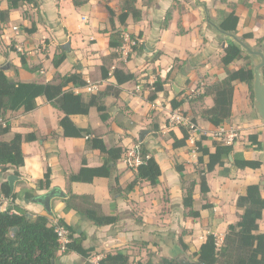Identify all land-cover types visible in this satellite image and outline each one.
I'll list each match as a JSON object with an SVG mask.
<instances>
[{"label":"crops","instance_id":"obj_1","mask_svg":"<svg viewBox=\"0 0 264 264\" xmlns=\"http://www.w3.org/2000/svg\"><path fill=\"white\" fill-rule=\"evenodd\" d=\"M105 2L89 0L74 6L71 0H39L38 6L24 4L11 9L6 21L0 22V67L10 78L46 83L57 74L80 73L86 84L69 85L68 89L81 94L85 101L90 94L104 92L99 102L104 104L107 114L102 120L100 111L91 106L86 114L70 115L75 126L88 128L89 132L82 137H69L63 135L59 124L64 112L43 96L37 98V106L31 111H6L3 115L6 125L0 127V140L10 141L15 133L24 136L31 132L35 133L36 139L21 143L24 164L18 168L19 175H15L12 169L0 171V184L10 174L16 176L11 189L16 193L15 199L12 201L5 195L8 199L0 200V210L11 207L15 212L21 208L31 216L47 214L52 222L63 219L76 232L84 233L83 245L90 249L93 260L108 251L121 249L128 253L131 261L140 250L143 226L138 215L143 216L146 225L150 218L168 216L180 218V224L185 228L194 224L192 217L183 219V215L190 217V208L182 204L189 176L197 182L193 188V209L199 210V217L208 215L210 210L214 211V217L224 216L227 207L224 202L227 200L231 202V209L236 211L235 200L245 192L246 186L261 184L263 162L256 169H240L232 165V155H229L223 166H215L205 173L209 191L201 194L195 173L196 145L187 138L186 145L173 147V136L181 138L182 127L168 124L169 112L180 109L188 114L199 127L195 140L203 136L202 145L210 151H214L215 142L222 141L234 131L237 134L232 144L235 156L260 161L264 153V122L254 115L252 104H249L248 85L240 81L233 82L230 118L219 126H214L206 118L204 111L214 102L210 86L226 76V68L220 63L226 42H219L216 31L206 28L204 9L195 0H137L135 6L141 17L134 20L129 16L122 27L123 35L132 36L136 44L129 46L124 40L118 49L108 46L111 26ZM107 2L116 14L120 12L121 0ZM220 2L214 8L221 16L231 10L238 16L236 35L250 34L245 38L249 44L264 46V0ZM27 5L31 7L29 12L26 11ZM7 6L5 0L0 2V10ZM114 25L121 28L116 17ZM63 39L70 46L64 61L55 68L52 58L59 53V48L65 50ZM19 53L25 55L24 66ZM244 65L246 62L239 58L227 69L235 70ZM115 69L132 74V78L117 84L113 74ZM157 81L161 83V89L152 100L148 99ZM88 86L96 88L87 91ZM200 86L203 87L200 94L186 98L192 89ZM5 127L6 131H2ZM221 128L225 132L220 139L216 134ZM142 132L145 134L140 139ZM249 134H257L259 146L251 143ZM93 136L100 137L108 148L118 146L124 150L143 142L160 166L158 183L150 185L142 180L131 191H126L134 172L127 167L122 155L110 163L111 177H94L91 182L70 181L69 176L80 167L101 166L106 159L105 153L87 145ZM177 165L183 167V178L176 170ZM47 168L50 169V187L34 190ZM114 177L120 187L110 193V185L115 184ZM26 190H34L37 195L26 201ZM50 190L54 192L50 196V211H47L37 200ZM71 194L91 196L99 205L100 213L116 216L117 220L104 226L93 224L78 213V207L84 205L80 200L72 201L66 210V200ZM200 196L203 198L201 203ZM203 202L213 206L200 209ZM175 204L176 208L170 207ZM229 223L224 224V229ZM63 257L77 260L80 256L72 252Z\"/></svg>","mask_w":264,"mask_h":264},{"label":"trees","instance_id":"obj_2","mask_svg":"<svg viewBox=\"0 0 264 264\" xmlns=\"http://www.w3.org/2000/svg\"><path fill=\"white\" fill-rule=\"evenodd\" d=\"M2 0H0L1 2ZM7 8L0 10V22L6 21L9 11L16 9L24 4L39 5V0H5ZM74 6H80L89 0H71ZM121 9L118 14L115 10L105 2V8L109 13L108 21L111 26L108 46L113 49L120 48L125 40L122 33V27L126 20L131 16L134 20L141 17V12L136 8L137 0H121ZM169 15V12L167 13ZM117 18L120 27H115L114 18ZM218 25L226 31L236 33L238 16L231 10L226 13L217 22ZM250 36L243 35L245 39ZM135 41L132 36H128ZM260 42V41H259ZM134 44V45H135ZM224 54L220 59V63L226 68V76L214 82L210 87L213 93V105L204 111L206 118L214 126H219L231 116L233 82L240 81L248 85L250 96L252 93L253 72L249 64L241 66L235 70H228L227 66L242 56L250 58L244 54L239 46L230 41L223 48ZM20 62L25 65V55L19 54ZM66 58L64 51L56 54L52 58V64L57 68ZM117 84H121L132 78V74H125L121 70L113 71ZM264 75V67H263ZM105 76V74H102ZM86 81L82 75L77 72L60 75L57 74L52 81L46 83H37L30 81H15L10 78L0 67V117L6 111H15L22 109L23 111H31L36 108V100L39 97H45L46 100L55 105L64 112V116L60 119L59 124L62 128L64 136L82 137L89 132L88 128H80L73 124L69 116L72 114H86L91 106H95L100 111V118L105 120L107 114L104 112L105 106L99 102V98L104 92L90 94L87 101L79 93L68 89L69 85L83 86ZM161 89V83L155 82L154 88L148 95V99H153L157 91ZM108 90V89H106ZM175 107V105H174ZM1 127V126H0ZM7 127L2 128L6 131ZM181 138L173 136V147L186 145L188 133L182 127ZM257 134H249L248 139L253 144L260 145L256 139ZM36 139L35 133H27L24 136L15 133L10 141L0 140V171L6 172L12 169L15 175H19L18 168L24 164V156L21 149L22 141H32ZM203 136L195 140L197 151V164L195 173L198 178L200 193L205 195L209 191L205 173L212 171L215 166H223L229 155H232V165L236 168L243 169L250 167L259 168L262 165L260 160L245 159L235 156L233 153V145L227 144L223 140L215 142L214 151H210L202 145ZM140 146L143 163L140 164L134 172L133 179L126 185L125 190L131 191L139 181H147L150 185H156L161 174L160 166L156 159L149 154L148 149L143 142H137ZM90 148L99 149L106 154V159L101 166L88 167L82 166L75 173L69 176L70 181L91 182L94 177H111L112 166L110 163L116 162L124 153V149L118 146L106 147L102 139L93 136L87 141ZM202 165L201 168H198ZM176 170L183 178V167L176 166ZM115 184L110 185V193L120 187L116 177L113 178ZM197 182L191 179L185 188L182 204L186 208H190L188 216L198 218L199 210L193 209V188ZM260 183L248 184L243 194H239L235 200V208L238 213V219L229 223L224 231L221 243H217L216 236L208 233L204 236L203 241L199 244L197 250L193 252L196 260L204 264H264V232L259 228V221L263 217L264 211V192ZM1 191L4 195L14 200L16 193L11 191L8 180H4L1 184ZM50 187V169L44 173V177L37 181L34 190L48 189ZM34 190H26L24 199L31 201L37 194ZM12 200V201H13ZM80 200L82 204L77 209L86 219L97 226L113 224L116 216L105 215L98 211L99 205L92 201L89 195L71 194L66 200L65 209L68 210L72 201ZM77 206V205H76ZM211 203L203 202L200 209L211 208ZM66 229L67 242L64 248H61L59 238L55 232L54 222L50 221L49 215L40 214L31 216L26 210L19 208L15 212L11 211V207L0 210V264H56L59 255H67L72 252L77 253L80 257L86 259L85 264H94L89 261L91 256L90 249L84 247L83 241L85 235L83 232H76L71 225L64 222L63 219L56 221ZM183 251L188 249V245L180 239ZM97 264H129V255L125 250L117 249L108 251L103 254L97 261ZM146 264H180L179 255L161 256L160 262L148 261Z\"/></svg>","mask_w":264,"mask_h":264},{"label":"rangeland","instance_id":"obj_3","mask_svg":"<svg viewBox=\"0 0 264 264\" xmlns=\"http://www.w3.org/2000/svg\"><path fill=\"white\" fill-rule=\"evenodd\" d=\"M104 2L107 0H103ZM110 1V0H108ZM201 2L206 3L208 8V14L211 20L218 22L221 19V15L219 14L218 10L215 9L216 3H221L220 0H200ZM227 1V0H226ZM31 7L27 5L26 11L29 12ZM204 23L206 25V28L214 30L204 19ZM216 37L219 40V42H230V40L220 36L216 32ZM65 42L66 48H59V53L64 51H68V47L70 46L69 42H66V39L62 40ZM20 54V53H19ZM243 62H246L249 64L251 62L250 58L241 57ZM75 64V63H74ZM79 64V62H77ZM68 68V67H67ZM253 98L250 96L249 91V104L251 106ZM264 122V121H263ZM263 131H264V125H263ZM137 139L135 140V142ZM202 165H199L198 168H201ZM264 167V165H263ZM261 168V184H262V190L264 192V168ZM196 172V171H195ZM192 177L189 176V179H187V182L191 181ZM200 203L202 202L203 198L200 196ZM225 205H227L226 209H224L225 215L224 216H218L214 217V211L210 210V213L208 215L198 217V218H192L194 220V224L189 225V227H183L180 224V218H171V217H159V218H150V221H148L147 225L144 224L146 221H143V216L138 215L140 224L143 226L142 232L139 238L140 242V250L137 252V254L134 255L133 260H129V264H146V262H160L161 256H174L180 254H185L189 258L196 260V257L193 255V252L197 250L200 242L204 239V236L208 233H213L216 236V239L218 243L222 241V237L224 234V227L225 223L227 222H234L238 219V212L239 211H233L231 209V202L225 201ZM166 206V205H165ZM175 205H171L170 207L176 208ZM165 208V207H164ZM123 215V214H122ZM135 218V219H138ZM184 220H189L191 217L187 218L183 215ZM215 221H219L217 223H214ZM150 224V225H149ZM177 227H172L176 226ZM150 226V228H148ZM259 228L262 232H264V211H263V217L259 221ZM180 239L183 240L187 245L188 249L186 251H183V248L180 244ZM150 245L149 248L147 246ZM64 255H59L56 259V264H85L87 261L86 259L82 257H78V259L74 258H68L63 257ZM64 258V259H63ZM89 261L97 264L98 259L95 258L93 260L90 256Z\"/></svg>","mask_w":264,"mask_h":264},{"label":"water","instance_id":"obj_4","mask_svg":"<svg viewBox=\"0 0 264 264\" xmlns=\"http://www.w3.org/2000/svg\"><path fill=\"white\" fill-rule=\"evenodd\" d=\"M198 5H200L205 12L206 22L219 34L220 36L236 43L241 51L248 55L251 59L250 67L253 72L252 78V109L256 118L264 121V75H263V67H264V46L262 45H251L241 36L236 35L231 31H226L221 28L217 22L211 20L208 14V9L205 3L200 2V0H195ZM145 132L140 134V139H143ZM262 162L264 164V153L262 155ZM16 178L15 175L10 174L7 178L8 183L13 188V182ZM264 185V184H263ZM54 190H50L47 194L43 196V198H38V202L42 203L44 208L47 211H50V196L53 195ZM180 264H204L198 260H194L189 258L185 254H180L179 256Z\"/></svg>","mask_w":264,"mask_h":264},{"label":"built area","instance_id":"obj_5","mask_svg":"<svg viewBox=\"0 0 264 264\" xmlns=\"http://www.w3.org/2000/svg\"><path fill=\"white\" fill-rule=\"evenodd\" d=\"M14 30L17 29V27H13ZM127 40V44L130 45H134L135 41L131 40L127 35L124 36ZM39 46H37L36 49H38ZM96 87H87V91H92L93 89H95ZM203 87H195L194 89H192L188 94H187V99H191L196 97L198 94H200L202 92ZM167 122L170 126H177V127H183L184 129H186L187 133H188V140L195 145V137L194 135L199 131V127L197 125V123L186 113H184L183 111H181L180 109H175L169 112L168 116H167ZM6 125V121L4 118L0 117V126H5ZM225 130L224 128H221L218 130L217 132V136L222 137V135L224 134ZM236 132L231 131L226 138H222L221 140H223L225 143L227 144H234V139L236 137ZM123 160L125 162V164L127 165V167L131 168V169H136L140 164L143 163V157L141 154V150H140V146L139 144L135 143L133 145H131L130 147H127L124 151V153L122 154ZM8 198L2 193L1 191V187H0V200H7ZM55 225V232L59 238V243L61 244V248H64V244L68 241L67 240V235H66V229L58 224L57 222H54ZM218 243V241H217ZM221 243V242H220Z\"/></svg>","mask_w":264,"mask_h":264}]
</instances>
